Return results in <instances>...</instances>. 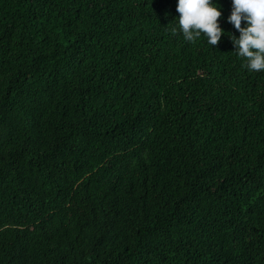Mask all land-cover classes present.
Segmentation results:
<instances>
[{"label":"trees","instance_id":"16d2710c","mask_svg":"<svg viewBox=\"0 0 264 264\" xmlns=\"http://www.w3.org/2000/svg\"><path fill=\"white\" fill-rule=\"evenodd\" d=\"M185 40L178 0H0V264H264V70Z\"/></svg>","mask_w":264,"mask_h":264},{"label":"clouds","instance_id":"9594fccd","mask_svg":"<svg viewBox=\"0 0 264 264\" xmlns=\"http://www.w3.org/2000/svg\"><path fill=\"white\" fill-rule=\"evenodd\" d=\"M227 19L240 35L231 33L235 52L244 58L250 71L264 70V0H232ZM177 26L173 33L182 32L185 40L195 42L203 34L209 44L217 45L225 34L220 17L223 15L218 0H178Z\"/></svg>","mask_w":264,"mask_h":264},{"label":"rangeland","instance_id":"374dc122","mask_svg":"<svg viewBox=\"0 0 264 264\" xmlns=\"http://www.w3.org/2000/svg\"><path fill=\"white\" fill-rule=\"evenodd\" d=\"M177 4V3H176Z\"/></svg>","mask_w":264,"mask_h":264}]
</instances>
